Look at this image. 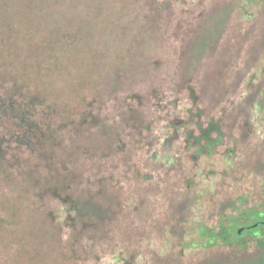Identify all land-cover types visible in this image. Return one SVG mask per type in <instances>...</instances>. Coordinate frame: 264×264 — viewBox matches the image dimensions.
<instances>
[{
    "label": "rangeland",
    "instance_id": "obj_1",
    "mask_svg": "<svg viewBox=\"0 0 264 264\" xmlns=\"http://www.w3.org/2000/svg\"><path fill=\"white\" fill-rule=\"evenodd\" d=\"M38 1L0 0V25ZM49 9L72 40L60 47L67 72L52 84L50 149L3 143L0 264H197L255 252L261 233L242 249L205 247L200 229L264 208V0H44ZM211 14L226 19L194 59ZM9 32L0 73L26 53ZM83 111L98 122L81 125ZM212 121L223 142L197 153L194 136ZM80 189L102 190L113 218L95 229L70 218L63 196Z\"/></svg>",
    "mask_w": 264,
    "mask_h": 264
},
{
    "label": "trees",
    "instance_id": "obj_2",
    "mask_svg": "<svg viewBox=\"0 0 264 264\" xmlns=\"http://www.w3.org/2000/svg\"><path fill=\"white\" fill-rule=\"evenodd\" d=\"M43 1L39 0L23 5L20 10L24 11V15H21L20 11L19 13L15 12L16 14L12 17L8 16L7 22L0 25V33L6 29L11 31L7 35V40L11 41L12 34L15 33L22 36L23 50L26 52L24 56L18 57L19 60L14 59L9 65L10 68H6L0 73V87L8 85L4 93L0 94V154H4L3 143L8 140H14L18 145H26L31 151L41 148L42 155L52 146L51 114L57 111L56 106H58L52 84L55 83L54 80L58 76H63L64 70L67 72V67H64L65 63L61 60L60 47L64 45L66 47L64 49H68L72 40L69 33L63 32L54 25V20L51 18L54 13L49 12L50 9L41 11ZM27 11L35 15L39 14L40 18L38 20L27 19ZM24 16L26 20H24ZM17 17L21 19H18L19 23L15 19ZM211 19L215 20L213 24L205 29L203 36H198L200 39L194 40L190 46L189 52L194 59L199 57L203 48L209 46L214 37L219 36V30L224 24L226 15L211 14ZM31 25L33 27L30 30L28 26ZM41 31L46 32V35L35 41L33 36ZM26 33L31 34L30 37L25 35ZM4 64L6 65V63ZM89 114L85 111L81 113L78 119L81 125L98 122L97 120L90 121ZM213 132H216L217 135L213 136ZM223 134L224 132L217 122L212 121L207 127L201 128V133L194 136L195 143L200 145L197 153L206 148L212 149L222 143ZM191 136L190 133L189 138ZM201 141H205V143L202 144ZM56 185L54 190L58 191ZM101 192L102 190L94 192L90 189H80L64 195L63 200L67 205L70 218L80 222L85 229L101 227L112 219L117 210L116 203L111 201L112 199H102ZM242 213L244 221L239 217L226 215L225 218L229 220V223H226L225 218H222L218 231L203 226L200 231L206 239L200 244L211 247L222 240L226 244L236 243L238 248L242 249L246 246L244 239L246 234L254 236L261 233L262 236L257 238L258 249L255 252L244 251L241 254H238L236 250L227 254H217L197 264H264V208L261 210L251 207L243 209ZM254 223H259L256 228H246L241 234L238 232L240 227H247ZM184 244L196 245L194 242H185Z\"/></svg>",
    "mask_w": 264,
    "mask_h": 264
},
{
    "label": "water",
    "instance_id": "obj_3",
    "mask_svg": "<svg viewBox=\"0 0 264 264\" xmlns=\"http://www.w3.org/2000/svg\"><path fill=\"white\" fill-rule=\"evenodd\" d=\"M258 224H259V223H254V224L249 225V226H247V227H240V228L238 229V232L241 234L246 228H248V229L256 228V227L258 226Z\"/></svg>",
    "mask_w": 264,
    "mask_h": 264
}]
</instances>
